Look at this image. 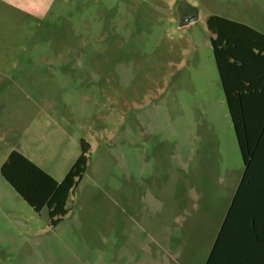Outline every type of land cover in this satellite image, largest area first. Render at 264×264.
<instances>
[{
  "label": "rangeland",
  "instance_id": "obj_1",
  "mask_svg": "<svg viewBox=\"0 0 264 264\" xmlns=\"http://www.w3.org/2000/svg\"><path fill=\"white\" fill-rule=\"evenodd\" d=\"M212 15L264 32V0H0V169L91 146L56 227L0 173V264L205 262L241 162Z\"/></svg>",
  "mask_w": 264,
  "mask_h": 264
},
{
  "label": "crops",
  "instance_id": "obj_2",
  "mask_svg": "<svg viewBox=\"0 0 264 264\" xmlns=\"http://www.w3.org/2000/svg\"><path fill=\"white\" fill-rule=\"evenodd\" d=\"M246 25L264 34L257 26ZM235 67L231 84L236 123L231 113L230 118L241 162H237L228 176L231 193L203 264L229 212L228 237L232 245L219 248L213 264H264V55L256 56L253 62L237 63ZM254 222L259 229L258 240L250 231Z\"/></svg>",
  "mask_w": 264,
  "mask_h": 264
},
{
  "label": "trees",
  "instance_id": "obj_3",
  "mask_svg": "<svg viewBox=\"0 0 264 264\" xmlns=\"http://www.w3.org/2000/svg\"><path fill=\"white\" fill-rule=\"evenodd\" d=\"M207 25L214 35L211 38V46L229 111L233 114L234 119V94L231 78L236 75L235 66L237 63L253 62L256 56L264 55V34L244 23L216 15L208 18ZM234 121L236 123L235 119ZM242 153L244 161L247 163V153L244 149ZM90 158L91 146L87 141L81 140L79 157L63 180L58 181L21 152L14 150L3 163L0 173L34 211L40 213L44 208H47L50 225L56 227L68 213L67 200L71 191L87 172ZM229 222L230 212L223 222L206 264L214 263L219 248L232 245L228 237L230 234ZM250 231L258 240L260 234L256 222Z\"/></svg>",
  "mask_w": 264,
  "mask_h": 264
},
{
  "label": "water",
  "instance_id": "obj_4",
  "mask_svg": "<svg viewBox=\"0 0 264 264\" xmlns=\"http://www.w3.org/2000/svg\"><path fill=\"white\" fill-rule=\"evenodd\" d=\"M196 19V16H191L190 18L186 19V22L189 23V22H192ZM184 21L181 20V24L183 23Z\"/></svg>",
  "mask_w": 264,
  "mask_h": 264
},
{
  "label": "flooded vegetation",
  "instance_id": "obj_5",
  "mask_svg": "<svg viewBox=\"0 0 264 264\" xmlns=\"http://www.w3.org/2000/svg\"><path fill=\"white\" fill-rule=\"evenodd\" d=\"M185 16V15H184Z\"/></svg>",
  "mask_w": 264,
  "mask_h": 264
}]
</instances>
